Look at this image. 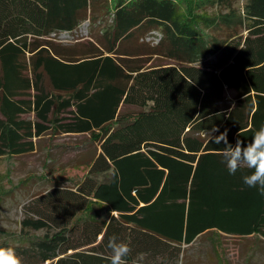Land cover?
Segmentation results:
<instances>
[{
    "label": "trees",
    "instance_id": "16d2710c",
    "mask_svg": "<svg viewBox=\"0 0 264 264\" xmlns=\"http://www.w3.org/2000/svg\"><path fill=\"white\" fill-rule=\"evenodd\" d=\"M86 20L87 38L58 39ZM261 125L264 0H0V156L48 132L97 144L0 239L21 264H110L111 238L124 264H180L199 235L264 237L252 169L229 174L211 139Z\"/></svg>",
    "mask_w": 264,
    "mask_h": 264
},
{
    "label": "rangeland",
    "instance_id": "374dc122",
    "mask_svg": "<svg viewBox=\"0 0 264 264\" xmlns=\"http://www.w3.org/2000/svg\"><path fill=\"white\" fill-rule=\"evenodd\" d=\"M245 2L236 0V5L242 8ZM206 11L214 13L218 8L207 7ZM89 27L86 20L75 31L61 32L57 37L65 42L76 37L87 38ZM157 38V33L149 37ZM96 147L89 134L48 132L36 140L33 151L1 155L0 239L3 235L20 232L24 205L30 194L50 188L54 181L67 184L80 178L84 168L79 164L86 162ZM101 213L104 214V211L101 210ZM181 258L180 264H264V237L222 233L214 241L209 236L199 235L183 247Z\"/></svg>",
    "mask_w": 264,
    "mask_h": 264
},
{
    "label": "clouds",
    "instance_id": "9594fccd",
    "mask_svg": "<svg viewBox=\"0 0 264 264\" xmlns=\"http://www.w3.org/2000/svg\"><path fill=\"white\" fill-rule=\"evenodd\" d=\"M211 139L215 144L224 145L222 156L228 173L235 174L241 165H247L252 171L243 176V183L264 195V125L253 134L251 143L242 145L239 139L235 143L229 142L227 130L212 135ZM108 247L112 250V255L108 257L110 264H124V258L130 251L129 246L111 238ZM0 264H21V260L12 247H0Z\"/></svg>",
    "mask_w": 264,
    "mask_h": 264
},
{
    "label": "crops",
    "instance_id": "0c3cea01",
    "mask_svg": "<svg viewBox=\"0 0 264 264\" xmlns=\"http://www.w3.org/2000/svg\"><path fill=\"white\" fill-rule=\"evenodd\" d=\"M249 235H252V234H249ZM263 237V236H262Z\"/></svg>",
    "mask_w": 264,
    "mask_h": 264
}]
</instances>
